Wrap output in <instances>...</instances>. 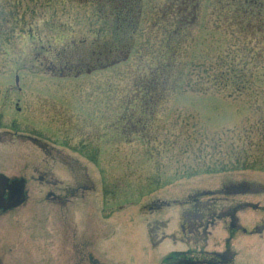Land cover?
Returning <instances> with one entry per match:
<instances>
[{"label":"rangeland","instance_id":"rangeland-1","mask_svg":"<svg viewBox=\"0 0 264 264\" xmlns=\"http://www.w3.org/2000/svg\"><path fill=\"white\" fill-rule=\"evenodd\" d=\"M63 1L0 0V173L26 183L25 203L0 215V263L158 264L188 249L202 259L233 236V264H264V235L249 236L264 212L239 215L241 234L226 214L246 200L231 190L201 195L241 183L264 189V25L235 17L234 0H137L124 61L60 76L64 65L105 62L116 38L105 0ZM178 10L195 18L180 31L175 73L131 134L122 105ZM75 187L81 196L70 205L47 201V191ZM247 200L264 207V195Z\"/></svg>","mask_w":264,"mask_h":264},{"label":"trees","instance_id":"trees-1","mask_svg":"<svg viewBox=\"0 0 264 264\" xmlns=\"http://www.w3.org/2000/svg\"><path fill=\"white\" fill-rule=\"evenodd\" d=\"M83 3L102 0H79ZM111 5V11L115 14L114 16V35L115 39L107 47V55L103 59L107 58L106 61L100 62L98 58L93 61L94 65L88 64H74L65 65L62 73H70L75 71V75L87 74L94 70H101L110 65L119 64L120 61H124L130 53V43L125 39L126 35L131 36L136 30V25L134 23V15L140 12L137 0H105ZM185 0H177L176 3L184 5ZM190 3V2H189ZM228 3V2H227ZM226 3V5H228ZM219 4V3H218ZM230 10H232L235 17H241L244 20L246 18L256 19L257 24L264 25V0H234L229 4ZM173 8H168L171 10ZM196 9V6H195ZM253 9V11H252ZM177 14L179 17L175 20ZM177 14L172 16L169 20V25L173 29H170L169 33H166V38L164 39V47L159 54L152 56L149 63H145L146 72L140 75V81L138 84L133 85L132 98L128 100L122 106H127L125 112L127 117H124L123 125L124 131H129L131 134L134 133L133 129L141 125L144 120L145 115L152 118V109L155 106L154 101L159 98L161 91L158 89L163 88L166 83V76L169 79V74L175 73L174 67L172 66L174 61V55L181 51L182 40L183 42L187 39L182 36L181 30H184L183 26L192 25L193 19L192 15H185L182 12L177 11ZM192 18V19H191ZM189 30V29H188ZM190 33V32H189ZM118 36L120 38H118ZM187 37V36H186ZM99 43V41H97ZM129 43V44H128ZM121 59L117 56L126 52ZM111 55V58H109ZM173 58V59H172ZM148 59V58H147ZM145 60V62L147 61ZM80 62V61H79ZM107 67V68H108ZM206 69L205 67H203ZM220 74L217 76L219 78ZM215 81V90L219 91L221 82ZM204 83L196 82L194 85L202 87V91L205 92L208 88L203 86ZM128 108L130 109V116L128 114ZM142 115V116H141ZM136 116H138L136 118ZM121 122V121H119ZM126 134V133H124ZM232 256L230 253L225 254H214V255H204L202 259H195L189 253H178L169 255L165 258L161 264H231Z\"/></svg>","mask_w":264,"mask_h":264},{"label":"water","instance_id":"water-1","mask_svg":"<svg viewBox=\"0 0 264 264\" xmlns=\"http://www.w3.org/2000/svg\"><path fill=\"white\" fill-rule=\"evenodd\" d=\"M23 188V180L8 183V179L0 175V210L6 211L19 206L23 202Z\"/></svg>","mask_w":264,"mask_h":264},{"label":"flooded vegetation","instance_id":"flooded-vegetation-1","mask_svg":"<svg viewBox=\"0 0 264 264\" xmlns=\"http://www.w3.org/2000/svg\"><path fill=\"white\" fill-rule=\"evenodd\" d=\"M42 148H45V147L42 146ZM81 190H82L81 187H75L74 189H69V188L56 189V188H53L52 191H50V192L47 191V193H45V194L48 197L47 201L49 203H51L52 205L59 204V205H61L62 208H64L65 206H68L71 204L73 197L75 199H77L79 196H81L80 195ZM243 190H246V189H243ZM254 191L255 190H253V193H255ZM78 193H79V195H78ZM240 206L241 205H239L237 207H240ZM227 215H229V217L231 219H233L234 222L236 223V221L233 217V214H231L230 212H227ZM0 228H1V226H0Z\"/></svg>","mask_w":264,"mask_h":264}]
</instances>
